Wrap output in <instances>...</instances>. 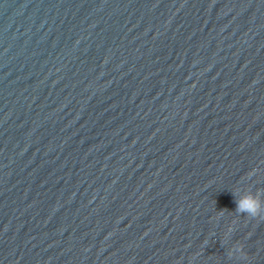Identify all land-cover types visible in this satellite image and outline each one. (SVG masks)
<instances>
[{
    "label": "water",
    "instance_id": "water-1",
    "mask_svg": "<svg viewBox=\"0 0 264 264\" xmlns=\"http://www.w3.org/2000/svg\"><path fill=\"white\" fill-rule=\"evenodd\" d=\"M264 0H0V264H264Z\"/></svg>",
    "mask_w": 264,
    "mask_h": 264
},
{
    "label": "clouds",
    "instance_id": "clouds-1",
    "mask_svg": "<svg viewBox=\"0 0 264 264\" xmlns=\"http://www.w3.org/2000/svg\"><path fill=\"white\" fill-rule=\"evenodd\" d=\"M236 197V212L257 217L264 214V200L252 193H234Z\"/></svg>",
    "mask_w": 264,
    "mask_h": 264
}]
</instances>
